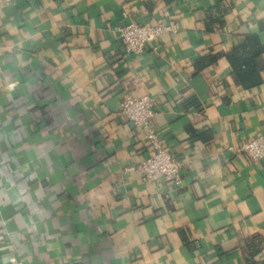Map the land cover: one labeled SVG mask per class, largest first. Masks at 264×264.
Instances as JSON below:
<instances>
[{
  "label": "crops",
  "instance_id": "1",
  "mask_svg": "<svg viewBox=\"0 0 264 264\" xmlns=\"http://www.w3.org/2000/svg\"><path fill=\"white\" fill-rule=\"evenodd\" d=\"M124 8L174 29L127 52ZM127 94L156 98L180 183L125 169L152 151ZM263 129L264 0L0 2V264H264V159L230 150Z\"/></svg>",
  "mask_w": 264,
  "mask_h": 264
},
{
  "label": "built area",
  "instance_id": "2",
  "mask_svg": "<svg viewBox=\"0 0 264 264\" xmlns=\"http://www.w3.org/2000/svg\"><path fill=\"white\" fill-rule=\"evenodd\" d=\"M0 2L16 4L17 0H0ZM122 15L124 20L116 26L117 35L125 50L133 54L141 53L147 44L152 43L164 32L174 29V26L165 22L140 23L126 8L122 10ZM157 112L158 104L154 96L127 94L121 98L118 114L134 127L144 130V136L152 150L140 164H131L125 169L138 170L148 181L164 179L178 184L181 182V170L186 164V159L165 147L164 138L158 134L153 125V118ZM230 150L244 152L252 161L264 159V129Z\"/></svg>",
  "mask_w": 264,
  "mask_h": 264
},
{
  "label": "trees",
  "instance_id": "3",
  "mask_svg": "<svg viewBox=\"0 0 264 264\" xmlns=\"http://www.w3.org/2000/svg\"><path fill=\"white\" fill-rule=\"evenodd\" d=\"M252 50L246 48L244 44H239L226 53V57L233 69L235 81L246 87L259 81V77L254 74V67L251 63L252 58L250 52H252Z\"/></svg>",
  "mask_w": 264,
  "mask_h": 264
}]
</instances>
